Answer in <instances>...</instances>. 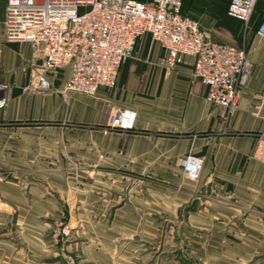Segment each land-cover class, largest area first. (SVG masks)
<instances>
[{"label": "rangeland", "instance_id": "1", "mask_svg": "<svg viewBox=\"0 0 264 264\" xmlns=\"http://www.w3.org/2000/svg\"><path fill=\"white\" fill-rule=\"evenodd\" d=\"M263 15L260 10L259 19ZM138 57L144 58L141 51ZM29 106L23 119L8 124L16 135H4L13 141L0 140V264H236V241L260 234L246 223L251 210H236L237 203L216 189L218 180L177 212L158 211L162 198L196 180L138 174L86 157L70 149L69 122ZM22 130L30 138L25 149ZM23 152L29 162L18 161ZM263 261L261 254L238 264Z\"/></svg>", "mask_w": 264, "mask_h": 264}, {"label": "crops", "instance_id": "2", "mask_svg": "<svg viewBox=\"0 0 264 264\" xmlns=\"http://www.w3.org/2000/svg\"><path fill=\"white\" fill-rule=\"evenodd\" d=\"M5 8L6 0H0V77L14 89L6 110L0 111V140L13 141L8 137L16 132L8 130V124L23 119L29 103H33L43 117L71 124L66 129L72 139L71 150L81 151L86 157L100 156L110 167L138 174L183 175L179 160L187 154L202 156L199 179L190 184L183 176L188 185L173 192L172 197L162 198L156 208L177 212L202 186L218 180L220 195L234 200L236 210H251L246 223L260 232L249 234L244 241L238 239L232 258L236 264L244 260L248 263L264 254V162L252 156L263 120L250 113L258 105L264 112V38L256 34L261 18L252 29L244 30L242 41L253 69L240 91L239 109L230 115L206 101L207 86L190 78L189 64L168 72L157 68L155 62L163 51L149 35L138 40L133 57L121 66L114 90H102L98 97L62 93L68 78L65 72L53 78L52 90L40 95L22 94L21 86L31 76L32 47L6 41ZM140 51L144 58L138 57ZM109 106L136 112L134 128L105 127ZM22 133L24 138L28 136L21 142L25 149L30 146L29 132ZM18 159L29 162V153L23 152ZM149 201L152 207L154 198ZM258 222H263L262 226Z\"/></svg>", "mask_w": 264, "mask_h": 264}, {"label": "built area", "instance_id": "3", "mask_svg": "<svg viewBox=\"0 0 264 264\" xmlns=\"http://www.w3.org/2000/svg\"><path fill=\"white\" fill-rule=\"evenodd\" d=\"M258 0H231L228 13L248 28ZM7 42L32 47L31 76L22 94L40 95L53 89V78L68 72L62 93L96 95L114 90L121 66L133 57L140 38L149 35L163 51L155 65L168 72L189 64L192 80L207 86L208 103L233 114L253 65L246 45L222 37L203 17L184 13V0H6L4 17ZM264 38V15L256 28ZM14 86L0 77V111H5ZM251 115L262 118L252 156L264 162V112L261 105ZM136 112L108 107L105 125L133 129ZM203 157L187 154L179 160L183 175L199 178Z\"/></svg>", "mask_w": 264, "mask_h": 264}, {"label": "trees", "instance_id": "4", "mask_svg": "<svg viewBox=\"0 0 264 264\" xmlns=\"http://www.w3.org/2000/svg\"><path fill=\"white\" fill-rule=\"evenodd\" d=\"M231 0H184V13L195 16L196 18L207 17V24L213 25L219 33H230L242 41L244 30L246 29L244 21L238 17L231 16L228 13ZM259 8L255 11L250 26L247 30L252 29L258 23L260 10H264V1L257 3ZM221 35V34H219Z\"/></svg>", "mask_w": 264, "mask_h": 264}]
</instances>
